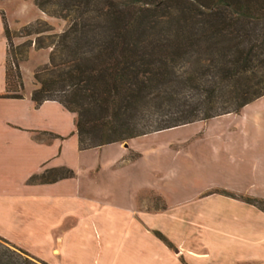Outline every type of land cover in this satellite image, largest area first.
Wrapping results in <instances>:
<instances>
[{
  "label": "crops",
  "instance_id": "0c3cea01",
  "mask_svg": "<svg viewBox=\"0 0 264 264\" xmlns=\"http://www.w3.org/2000/svg\"><path fill=\"white\" fill-rule=\"evenodd\" d=\"M1 2L0 236L49 264H264V93L200 119L169 171L127 145L148 132L80 148L73 111L9 80Z\"/></svg>",
  "mask_w": 264,
  "mask_h": 264
},
{
  "label": "trees",
  "instance_id": "16d2710c",
  "mask_svg": "<svg viewBox=\"0 0 264 264\" xmlns=\"http://www.w3.org/2000/svg\"><path fill=\"white\" fill-rule=\"evenodd\" d=\"M32 2L64 25L30 97L75 113L80 148L237 111L264 93V0ZM0 264L49 263L0 236Z\"/></svg>",
  "mask_w": 264,
  "mask_h": 264
},
{
  "label": "rangeland",
  "instance_id": "374dc122",
  "mask_svg": "<svg viewBox=\"0 0 264 264\" xmlns=\"http://www.w3.org/2000/svg\"><path fill=\"white\" fill-rule=\"evenodd\" d=\"M1 3L7 9L10 18V25L5 22L6 31H4L9 80L15 85L16 91L23 89V82L32 81L36 86L37 82L33 78V71L46 64L51 35L60 31L64 21L44 11L42 17H35L40 14V10L32 0H2ZM39 29L45 30L35 32ZM13 93L16 92L13 91ZM199 120L195 119L183 124L150 131L148 134L136 137L133 141L129 140L127 145L130 148L133 147L135 151L145 152L144 158L151 162L154 160L153 162L157 164V167L162 169L161 172L169 171L178 166L179 162H184L180 158L182 157L181 152L178 155H176L177 153L173 155L174 151L197 147L196 141H184L183 137L199 133L201 126ZM117 146L114 143L104 151L109 153L116 151ZM256 203L263 206L261 202ZM155 205H157V200H155Z\"/></svg>",
  "mask_w": 264,
  "mask_h": 264
}]
</instances>
